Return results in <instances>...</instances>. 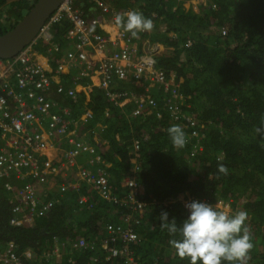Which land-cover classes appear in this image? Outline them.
Wrapping results in <instances>:
<instances>
[{
    "label": "trees",
    "instance_id": "16d2710c",
    "mask_svg": "<svg viewBox=\"0 0 264 264\" xmlns=\"http://www.w3.org/2000/svg\"><path fill=\"white\" fill-rule=\"evenodd\" d=\"M34 1L0 0V34L12 28ZM104 2L108 11L85 3L87 11L100 15L88 17L84 11L86 22L93 23L96 31L109 33L100 28L102 17L116 24L109 10L125 19L129 11H139L152 20L151 30L133 37L116 24L114 33L123 30L124 42L138 50L141 41L150 38L172 46L171 54L155 56L154 63L180 81L176 91L181 112L169 116L162 111L172 110L163 103L170 95L157 85L147 92L156 106H145L134 117L131 102L112 105L98 87L90 93L78 90L74 98L54 96L75 122L69 132H85L95 147L100 161L94 163V170L103 168L104 187L117 202L101 197L102 186L93 181L69 186L72 176L60 185L59 193H51L43 179L31 178L38 204L51 200L52 205L31 222L10 225L12 203L9 194L1 191L0 239L14 244L22 264H190L169 243L179 234L173 237L161 229L159 216L166 211L170 220L182 223L188 215L186 203L199 200L214 205L219 200L233 213H247L245 226L252 247L242 264H264V0H197V12L178 0ZM70 25L68 19L55 23L52 41L35 48L45 53L53 42L62 46ZM220 26L226 34L210 29ZM59 53L54 52L52 64ZM139 86L130 79L113 83L111 91H137ZM85 111L91 116L81 121ZM180 113L189 117V125L174 121ZM172 125L186 134L182 148L174 147L169 138ZM96 126L102 137L98 142L92 137ZM58 144L63 150L70 147ZM131 199L142 203V208L135 209ZM109 227L115 229L111 235ZM124 228L136 232L139 239L124 240ZM28 247L34 250L32 258L23 255Z\"/></svg>",
    "mask_w": 264,
    "mask_h": 264
},
{
    "label": "built area",
    "instance_id": "2783aa9c",
    "mask_svg": "<svg viewBox=\"0 0 264 264\" xmlns=\"http://www.w3.org/2000/svg\"><path fill=\"white\" fill-rule=\"evenodd\" d=\"M85 1L92 2L95 9L104 10L105 8L106 11L109 9L104 0ZM83 2L62 0L28 45L11 58H0V185H4L6 190H11L12 179L22 181L21 186L15 192L20 203L15 204L11 209L14 213L9 220L11 224L30 222L52 205L51 200L37 205L31 181L26 180L27 177L34 179L39 177L44 180L45 175H51L48 171V168L53 166L51 161L42 158L47 139L60 140L69 134L67 128L75 125V122L69 118L68 108L60 106L52 95L74 98L73 84L82 79L86 82L84 88L88 91L93 87L105 90L109 101L114 105L111 100L118 94H125L126 91H111L112 84L115 82H109L110 80L128 81L131 78L133 82H137L144 78L156 84L165 93L173 95L171 99H163V103L172 109L170 110L172 113L177 110L179 104L177 97L180 95L176 91L177 84L173 83L174 75L168 76L165 71L154 69L150 56L145 53L136 54V48L128 44L104 54L109 37L96 31L93 23L86 22L83 16ZM109 12L115 22V17L119 14L110 10ZM64 19H68L71 23L65 35L66 49H63L56 64L49 69L39 60L35 46L40 42L51 40L52 26ZM116 36L117 40H120L125 36V32L119 30ZM112 45L118 46L117 41L112 40ZM58 50H60L58 44H54L47 49V52L50 54L51 51ZM96 54L101 56L96 58ZM70 68L76 69L72 77L73 84L66 85V79L63 80L58 76ZM165 75L168 76V81H163ZM157 80H162V82H157ZM136 112L140 113L142 109L138 108ZM90 116V111H86L81 116V121H85ZM75 140L80 143L75 144ZM67 142L71 144L69 154L85 152L74 148L82 145L83 149L88 147L90 151H94V148L85 140L80 137L78 139L77 135H73V139L67 138ZM95 162L97 161L92 163ZM63 163L70 166L76 164L73 158L64 155ZM92 172L94 174L90 176L89 172L83 169L81 177L91 179L95 185L104 186L106 177L103 168H97ZM131 187L135 190L134 185ZM108 190L104 189V193ZM106 230L110 235L115 232V229L110 227ZM122 236L127 240L138 238L125 228ZM109 240L112 239L109 238ZM80 244L83 242L80 241ZM25 256L30 258L31 254L26 252ZM0 264H21V260L11 247H7L4 255L0 257Z\"/></svg>",
    "mask_w": 264,
    "mask_h": 264
},
{
    "label": "clouds",
    "instance_id": "9594fccd",
    "mask_svg": "<svg viewBox=\"0 0 264 264\" xmlns=\"http://www.w3.org/2000/svg\"><path fill=\"white\" fill-rule=\"evenodd\" d=\"M81 1L82 2L84 1L82 5L83 15H84L85 13L84 11H86L87 13V10L85 8L86 7L85 3L87 2L85 0H81ZM178 1H182V0H178ZM195 1L197 2V0ZM197 6H198V2H197ZM115 23L118 26H122L125 31L130 32L133 37H136L139 32L151 30L153 27L152 20L146 18L143 15V13L139 11H129L126 14V19L122 16L117 15L115 17ZM210 29L213 31L219 30L221 35L226 34L225 27H221V26L219 28L211 27ZM51 41L52 38L51 40L46 42H51ZM54 44L57 43L53 42L48 48L52 47V45ZM188 44H190V41H188ZM58 46L60 48V50H58L60 52L58 55L59 58V56L63 52V49H66L65 36H64L63 45L61 46L58 44ZM58 51H51V53L49 54L46 50L44 54H37V55L38 57L39 56L45 57L48 60V63L52 67L55 65L51 63L53 57L55 58L54 52H58ZM66 70L60 76L64 80L63 78L64 74H68V78L66 79L65 84L72 85L73 84L72 77L75 74L76 69L70 68L67 71ZM167 75L170 76L171 74H167ZM173 75H174L173 83H176L178 88L181 83L180 81L175 80V73ZM85 84L86 82L82 79L78 81L76 84H73L75 89V96L78 90H83L86 93H90L92 91L94 87L88 91L87 89L84 88ZM77 87H79V89H77ZM52 96L54 97L56 95H52ZM178 108H181L180 104L177 105V110L174 113H172L170 110L166 108H163L162 111L167 113L169 116H172L177 112H181V110H179ZM185 125L186 126L189 125V122H186ZM167 131L169 138L174 147L182 148L185 145L186 134L182 127H180L179 125H172L168 128ZM86 143L89 144L92 148H94L95 151V147L93 145H91L88 141H86ZM81 153H87V152H81ZM42 158L45 159L44 157ZM220 170L224 171L223 166H221ZM29 181H31V178L29 179ZM10 183L12 184V189L6 190L4 185H0V193L1 191H6L9 194L10 202L12 203L11 205V209H12V207L15 204L20 203V199L18 196L15 195V192L18 190L21 183L18 185L17 188H15L14 183L12 181ZM220 202L221 201L217 200L216 203L214 204L215 206L212 205L211 203L203 202L199 200H192L191 202L186 203L185 208L187 209L188 215L183 220L182 223H177V220L175 218H172L170 220L169 213L166 211L162 212L159 216V221H160L159 224L161 229L166 230L167 233L173 237L176 236L177 233L179 234L180 237L179 239H171L169 243L176 249L178 256H180L181 258H185V257L189 258L190 264H223V262H227V264H242V261L246 257L248 250L252 247V244L250 242V236L245 226L247 213L243 210H238L230 214L226 211L220 210L216 207V204H221ZM12 216H14V213L10 211V218ZM24 222L27 221H23L21 223ZM9 224L16 225V224H11L10 221ZM7 243L9 244L8 248L11 247V249L16 253L14 244L11 241H8ZM6 249L7 247L0 251V257L4 255ZM25 253L26 251L23 252L24 256ZM30 258H32V253Z\"/></svg>",
    "mask_w": 264,
    "mask_h": 264
},
{
    "label": "crops",
    "instance_id": "0c3cea01",
    "mask_svg": "<svg viewBox=\"0 0 264 264\" xmlns=\"http://www.w3.org/2000/svg\"><path fill=\"white\" fill-rule=\"evenodd\" d=\"M182 4L186 9H192L195 12L198 11L197 2L195 0H182ZM93 12L94 11H87V16L88 17H92L93 15L100 16V15H97L96 12H94V13ZM101 20H102V22L100 23V28L105 32H109L112 35L115 32V30L117 29V25L114 24L111 20L105 19L103 17ZM109 33H107V34H109ZM149 40H150V43H148L147 40L141 41L143 44L142 45L143 50L152 51L154 56H167V54L172 53V51H173L172 46L160 44L159 42L154 41L151 38ZM135 43L138 45L140 44V42H137V41ZM109 50H111V49L109 48ZM95 56L97 58L100 55L96 54ZM38 58L46 68L52 69L51 65L48 63V61L45 57L39 56ZM58 78H61V77L58 76ZM77 89H79V87H77ZM56 97H58V95H56ZM96 123H97V125L102 126V124L100 122H96ZM77 134L78 133L76 131L73 133V135H77ZM84 134H85V132H82L81 134L79 133L78 135H84ZM92 137L94 139L93 140L94 142H98L99 140H102V137H101V134H100L98 127H97V129L94 130ZM58 143H62V145H65V146H70L69 142H67L66 137H63L60 140L47 139V145H45L44 152H43V157L46 160L51 161V163L53 165L52 167L48 168V171L51 175H49V176L45 175L46 178L43 180L45 183V187L51 193L52 192L53 193L54 192L59 193L60 192V190H59L60 185L62 183L69 182V180H70V178H72V176H73V178H72V181H70L71 184L69 186H73V185L78 186V184H79L78 180L72 173L78 167L79 164L85 163L87 160V157H88L86 154L83 153L80 155L79 160L76 161V163H77L76 166L72 167L70 165H65V163H63V150H62V148H59ZM83 147L84 146L82 145L81 150L88 153V150L83 149ZM69 167H71V168H69ZM71 171H72V173H71ZM75 174H76V172H75ZM12 182L14 183L15 188H17L18 185L20 183H22V181L16 182L14 180H12ZM12 197H13V195H12ZM14 197H15V195H14ZM7 242H8V240L4 241V239H0V251L3 250L4 248L8 247L9 244ZM57 244H59V243H57V241H55V245H57ZM25 251L27 253H30V254L32 253V257L34 256V254H33L34 250L32 248L28 247V248H26ZM55 252L58 253L57 251H55ZM58 256L59 255H57V257Z\"/></svg>",
    "mask_w": 264,
    "mask_h": 264
},
{
    "label": "bare ground",
    "instance_id": "6f19581e",
    "mask_svg": "<svg viewBox=\"0 0 264 264\" xmlns=\"http://www.w3.org/2000/svg\"><path fill=\"white\" fill-rule=\"evenodd\" d=\"M117 33V32H116ZM116 33H113L112 35L109 33V34H105L106 37H109V39H107V48H106V51L104 52V54L106 53H110L112 52L113 50H115L116 48H120L122 46H124V44H128V43H125L123 38L120 39V40H117V36H116ZM112 40H116L117 43H118V46H114L112 45ZM148 43H150V41L147 40ZM129 45V44H128ZM142 45L141 44V47H140V50H138L136 47V54H146L147 56H150L151 59L153 60L152 62V66L154 69H156L157 71H161V70H158L156 67H155V63H154V54L152 51H147V50H143L142 49ZM109 48L111 50H109ZM100 55V54H99ZM101 56V55H100ZM155 74V72H154ZM131 78L128 79V81H130ZM137 79V78H135ZM142 80V81H141ZM115 81V83L117 84L118 82H128V81H116V80H113ZM163 81H168V79L165 77ZM111 82V80L109 81ZM157 82H162V80H157ZM136 85H140L138 90L137 91H129V90H123V91H126L125 94H118L112 101V103L114 105H119V107H123L125 106L126 104H129L131 102V104H133V107H132V110H131V116H137L139 113L136 112L138 111V108L142 109L143 107L147 106L149 108H154L156 106V102L155 100L150 97L148 95L150 89H152L154 86H156V84H153V82L151 81H148V80H145L144 78H141L139 81L135 82ZM101 89V88H100ZM103 90V89H102ZM105 93L106 91L103 90ZM116 91V90H115ZM118 91H122V90H118ZM133 92V93H132ZM148 92V93H147ZM134 93H137V94H134ZM107 94V93H106ZM108 96V95H107ZM125 96V98H124ZM173 95H170V99ZM109 98V97H108ZM119 99H122V101L120 102ZM150 101L152 103H150ZM77 128V127H76ZM75 132V131H74ZM73 131H70L69 134H67L66 136H63V137H66V138H70V139H73ZM79 136L80 138H82L83 140L87 141V139L85 138V135H77ZM62 137V138H63ZM75 144L76 143H80L78 140H75L74 141ZM74 148H79L81 149V146H77V147H74ZM73 148V149H74ZM88 150V157H87V160L85 163L83 164H79L78 167L74 170V176L77 178L78 180V186H80L81 182H90L92 181L91 179L87 180V179H84L81 177V171L84 169L86 170L87 172H89V175L92 176L94 173L92 172V170H94V164H92V162L94 161H100L98 159V157H96L95 155V151H90V148H86ZM63 150V149H62ZM69 151H70V148L69 149H66V150H63V155L64 156H69L71 158H73L74 160L78 161L79 160V157L80 155L79 154H75V155H72V154H69ZM77 163L74 165L76 166ZM73 167V166H72ZM71 168V167H69ZM59 169V168H58ZM22 170H26V169H22ZM76 172V174H75ZM133 185V184H132ZM131 185V186H132ZM74 186V185H73ZM76 186V187H78ZM33 188V191H34V187L32 186ZM104 189H106L104 186L100 187L98 189V192H99V195L105 199H108L110 201H113V202H117V198L116 197H113V196H110V193L107 191V193H104ZM34 195H35V191H34ZM35 199V197H34ZM36 200V199H35ZM38 203V202H37ZM131 203L132 205L134 206L135 209L137 208H142L143 204L142 203H137L135 200H132L131 199ZM39 205V204H37ZM129 231H131L133 234L137 235L136 232L130 230V229H127ZM138 236V235H137ZM122 238L126 241H128L124 236H122ZM139 238H137L136 240H138ZM135 240V239H134ZM130 241H133V240H130Z\"/></svg>",
    "mask_w": 264,
    "mask_h": 264
},
{
    "label": "water",
    "instance_id": "95a60500",
    "mask_svg": "<svg viewBox=\"0 0 264 264\" xmlns=\"http://www.w3.org/2000/svg\"><path fill=\"white\" fill-rule=\"evenodd\" d=\"M62 0H36L16 24L0 34V58H11L28 45Z\"/></svg>",
    "mask_w": 264,
    "mask_h": 264
},
{
    "label": "rangeland",
    "instance_id": "374dc122",
    "mask_svg": "<svg viewBox=\"0 0 264 264\" xmlns=\"http://www.w3.org/2000/svg\"><path fill=\"white\" fill-rule=\"evenodd\" d=\"M10 1H12V0H7V2H10ZM4 8H5V6H4ZM3 10H4V9H3ZM4 12H5V10H4ZM4 12H3V13H4ZM7 28H8V27H7ZM36 54H44V52H42V51H40L38 48H36ZM187 119H189V117L186 116L184 113H180V114H178L177 116L174 117V121H175V122H186ZM38 183H39V182L37 181L36 184H38ZM38 188H39V187H37V189H38ZM40 188H41V186H40ZM216 207H217L218 209L223 210V211H226V212H228V213H230V214L233 213L231 207L228 206V205H226V204H216Z\"/></svg>",
    "mask_w": 264,
    "mask_h": 264
}]
</instances>
